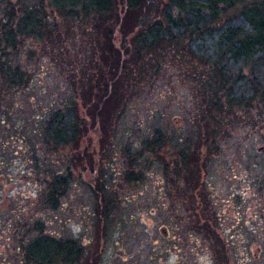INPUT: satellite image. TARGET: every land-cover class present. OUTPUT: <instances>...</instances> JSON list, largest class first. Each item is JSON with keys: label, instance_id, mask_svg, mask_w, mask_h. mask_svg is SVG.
I'll use <instances>...</instances> for the list:
<instances>
[{"label": "rangeland", "instance_id": "rangeland-1", "mask_svg": "<svg viewBox=\"0 0 264 264\" xmlns=\"http://www.w3.org/2000/svg\"><path fill=\"white\" fill-rule=\"evenodd\" d=\"M20 1L39 4V0ZM43 1L50 12V0ZM125 3L126 0H117L119 11L124 10ZM52 11L57 21L50 40H25L12 59L27 75L28 84L14 89L11 99L8 89L0 100L5 105L0 108V116H4L9 129L0 120V264H8L1 260L16 251L12 242L25 223L29 229L38 221L45 226V232L55 237L74 235L84 240L88 253L83 264H219L212 245L200 247L198 243L205 238L185 228L190 219L194 221L205 214L193 212L187 218L185 203L191 201L186 202L180 192H175L177 184L172 181H183L182 175L172 173L179 161L180 148L175 142L190 138L193 126L199 125L204 97L197 76L202 65L197 66L198 59L192 55L182 54L180 47L181 52L164 50L161 55L148 56L153 60L148 70L142 76L126 78L129 88L123 91L124 100L98 127L102 130L100 137L95 119L89 115L97 112L90 108L97 109L101 102L89 105V101L83 108L88 120L86 127H80L84 132L80 145L50 149L42 141V123L38 119L44 117L45 111L63 107L62 101L74 94L73 85L79 80L76 76L85 77L90 72L98 77L99 70L88 56L96 32L93 35V31L86 30L82 17L65 19ZM235 14L231 13L230 18ZM233 67L231 76L236 91L246 96L245 108L225 105L215 110L213 118L223 125L218 137L221 148L210 155L212 168L202 173L206 184L200 191L208 202L209 213L205 216L215 215L219 232L226 236V246L234 248L235 263L240 256L237 241L231 236L243 228L253 239L246 264H264V60ZM88 86L87 81L78 93L82 104L89 95ZM113 102L110 110L114 109ZM156 129L173 137L164 148L165 159L157 160L138 184L127 182L123 178L129 166L125 148H135L153 136ZM97 150L103 152L102 167L113 184L119 206L129 205L106 232L98 218V196L91 188L98 172L84 176L85 169L78 168L75 161L87 152L95 159ZM166 164L171 172L168 176ZM60 175L70 178V188L61 206L53 209L45 201L46 191ZM160 182L170 183L175 190L154 192V185ZM231 199L234 202L228 206L225 201ZM164 230L170 237H165ZM220 258L224 262V250Z\"/></svg>", "mask_w": 264, "mask_h": 264}, {"label": "trees", "instance_id": "trees-1", "mask_svg": "<svg viewBox=\"0 0 264 264\" xmlns=\"http://www.w3.org/2000/svg\"><path fill=\"white\" fill-rule=\"evenodd\" d=\"M44 2L39 0L37 5L20 0H0V100L8 89H11L8 96L11 99L14 89L28 84L27 75L12 59L25 40H50L57 21L52 10L65 19L82 17L86 30L93 31V35L96 32L88 56L99 70L98 77L90 72L85 77L76 76L79 80H75L73 85L74 94L62 101L63 107L45 111L44 117L38 119L42 123V141L50 149L79 146L84 137L80 127H86L88 120L83 108L88 107L89 101V105L101 102L97 109L90 108L98 113L91 111L88 114L94 117L95 126L99 129L124 100L123 91L129 88L126 78L142 76L148 70L153 62L148 56L153 58L156 54H163L164 50L179 51L178 47L182 48L185 53L179 52L192 55L198 59L196 65H202L197 76L204 97L202 113L199 125L193 126V135L175 142L180 148L179 161L172 173L177 177L182 175L183 181L178 183L172 178L177 184L176 190L170 183L162 185L160 182L154 185V192L158 190L161 194L163 191L173 192V189L180 192L186 202L191 201L185 203L187 218H191L193 212L208 215V202L201 192L206 184L202 173L212 168L210 155L221 148L218 137L223 126L218 118H213V114L225 105L245 108L246 96L236 91L231 74L235 68L233 65L249 66L255 60H264V0H126L122 11L118 10L117 0H50V12L44 7ZM231 13H236L235 17L230 18ZM87 81L89 95L82 104L78 93L82 92ZM256 94L259 95L258 90ZM111 101H114L113 110L109 109ZM3 107L5 105L0 104V108ZM3 119L4 116H0L1 125L9 130ZM98 131L100 137L102 130ZM172 141L173 137L169 138L165 132L156 129L153 136L140 141L135 148L128 145L124 157L129 166L123 178L133 184L144 180L145 172L149 173L157 160L165 159L164 148ZM97 151L95 159L87 152L83 157H76L75 161H78V168L85 169L84 176L98 172L95 177L99 179L94 180L91 188L98 196V218L106 232L111 231L113 224L118 222L119 213L129 205L119 206L120 202L113 194V184L102 167L103 152ZM165 166L168 176L171 174L169 165ZM116 183L118 186L119 182ZM69 188L70 178L64 175L56 177L46 191L47 205L58 209ZM205 215L194 221L190 219L189 227L185 228L200 233L205 238V242L198 243L200 247L212 245L219 263H224L220 251L222 253L226 244L215 223L217 220L214 214ZM184 219L188 220L185 216ZM27 225L25 223L23 231L15 235L12 243L16 251L3 258V263L83 264L88 253L84 240L74 235L55 237L45 232L41 221L36 222L33 228L28 229ZM245 232L243 229L246 248L249 249L253 239Z\"/></svg>", "mask_w": 264, "mask_h": 264}, {"label": "flooded vegetation", "instance_id": "flooded-vegetation-1", "mask_svg": "<svg viewBox=\"0 0 264 264\" xmlns=\"http://www.w3.org/2000/svg\"><path fill=\"white\" fill-rule=\"evenodd\" d=\"M225 202L228 203V206H231L232 205L231 202H234V200L231 199ZM242 230L243 228H241L237 234L235 235L233 234V236H231V240H233L234 242L235 240L237 241L235 245L237 246L236 249L239 250V256H240L239 257L240 259H238L237 261L238 264H246V255L248 251L246 248V244H245V236H243ZM220 234L223 238L226 237L221 232ZM165 236H169V234L165 232ZM223 250H224V263L223 264H237L235 263V260L232 259L234 248L226 246L223 248Z\"/></svg>", "mask_w": 264, "mask_h": 264}]
</instances>
